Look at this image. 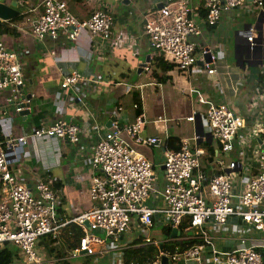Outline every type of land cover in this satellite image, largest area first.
Returning a JSON list of instances; mask_svg holds the SVG:
<instances>
[{"label": "crops", "instance_id": "1", "mask_svg": "<svg viewBox=\"0 0 264 264\" xmlns=\"http://www.w3.org/2000/svg\"><path fill=\"white\" fill-rule=\"evenodd\" d=\"M9 1L0 0V3ZM61 1L66 4L70 14L80 21L88 20L99 10L108 11L114 18L113 29L107 40L91 36L87 31L76 41L60 34L56 40L47 38L36 42L30 29L43 14L44 0H27L24 5L19 0V14L9 21L0 22L8 24L17 33L16 36L0 37L6 47L15 52L18 47L27 50L25 55H21L26 80L21 95L39 102L28 116L12 117L10 126L0 124V137H4L3 132L9 136H28L26 145L7 154L17 181L33 188L40 178H53L59 200L58 214L63 222L91 211L95 204L89 199L86 184L90 176V149L98 136L110 128L108 124L115 109L121 110L128 123L134 122L136 113L132 94L136 92L141 100V115L145 118L140 136L157 138L160 143L130 144L152 163L157 186L165 184L161 169L164 152L187 140L191 145L201 146L203 151L205 143L216 151L212 163L207 161L211 159L209 155L201 158V169L206 179L216 176L217 172L229 175L233 195L240 194L246 176L258 174V154L264 145V13L257 4L245 0L239 8L222 13L216 27L209 28L204 22L203 0H187L193 11V19L202 29L200 36L191 40L196 45L197 58L200 59L203 48H209L215 57L213 62H209L210 68L215 69L216 74L208 75L202 64H196L190 74L173 69L168 71L165 83H158L150 77L149 70L145 71L155 54L144 32V24L147 17L157 11L162 0ZM20 16L22 18L18 19ZM250 28L256 36L252 40L256 43L253 49L247 41ZM72 71L86 77L95 76L103 83L80 92L83 104L76 101L74 93L59 89L63 75ZM193 87L208 102L213 105L225 104L243 121L244 127L237 132L233 150L229 154H223L218 143L210 135L204 134L200 116L205 113L206 106L199 105L191 96L190 89ZM6 96V93L0 92V107L6 105ZM194 111H198L200 116L188 122L186 119ZM158 117L164 118L165 122H158ZM57 119L69 120L81 128L80 149L52 138L29 137L36 128L48 126ZM254 127L260 129L252 134ZM244 135L248 137L245 140L242 139ZM167 141L171 143L165 146ZM230 163L236 164L234 169H229ZM203 197L206 201L212 200L205 195L204 189ZM135 227L132 224L133 229L110 243L109 251L95 256L91 264H116L114 253L124 252L136 240ZM215 229L210 236L213 246L219 250L237 249L240 247L239 238L246 239L253 246H264V234L240 220L230 219L224 227ZM191 234H194L193 231ZM150 235L157 242L166 241L161 228H154ZM38 243L37 250L41 256L54 264L55 259ZM137 247L140 245L133 248ZM85 256H70L68 261L82 264L83 261L76 258Z\"/></svg>", "mask_w": 264, "mask_h": 264}, {"label": "built area", "instance_id": "2", "mask_svg": "<svg viewBox=\"0 0 264 264\" xmlns=\"http://www.w3.org/2000/svg\"><path fill=\"white\" fill-rule=\"evenodd\" d=\"M124 2L127 0H112ZM263 11L262 0H252ZM245 0H203L205 25L216 27L224 12L239 8ZM114 18L105 10H99L86 21L73 17L61 0H44V11L31 26L30 34L36 42L47 38L56 40L60 34L71 41L89 32L91 36L107 40L113 29ZM201 27L193 19V11L187 0H162L160 7L147 17L144 32L155 55L172 61L184 74H190L197 61L202 62L208 75H215V69L204 56L215 57L209 48L200 51L197 58L196 45L192 38L199 37ZM256 36L249 29L247 41ZM9 50L0 40V92L7 94L6 105L0 107V120L12 119L23 110H35L39 102L22 99L21 89L26 80L23 73L21 55L27 50L18 47ZM52 54H54L52 52ZM149 67L145 68L148 71ZM101 80L86 77L77 71L63 75L59 89L72 92L76 101L83 104L80 92L99 87ZM190 94L199 105L206 106L203 115L194 111L186 120L193 122L200 116L203 132L210 135L220 146L223 154L233 150V140L244 127L241 118L225 104L213 105L195 87ZM264 96V92H263ZM138 109V105H133ZM114 121L110 128L100 134L89 152V172L87 192L95 204L86 212L67 222L58 214V194L54 179L50 176L40 178L33 188L17 181L10 168L7 154L15 152L28 143V136L0 137V249L11 244L20 250L21 260L15 264H51L37 250V243L44 237L56 238L68 223L75 224L82 231L78 248L72 253L74 258L81 252L87 256H100L107 253L110 243L124 236L134 224L142 228L145 245L158 246L151 237L154 228L169 226L178 230L185 218L190 225L185 232L198 228L197 237L201 243L182 255L169 259L172 264H264V246H253L244 238H239L240 247L222 251L213 246L210 232L224 227L230 219L242 221L256 232L264 234V145L258 154V174L247 175L240 194L233 195L232 180L229 175L219 174L207 181L211 201L203 197L206 177L201 169L204 151L199 145H191L182 140L179 150L164 152L162 163L164 186L155 183L154 168L144 156L136 152L130 142L141 145H159L157 138H143L140 132L145 124L143 115H137L133 123H128L119 108L114 110ZM158 122H165L162 117ZM255 128V127H254ZM251 131L255 133L260 127ZM255 130V131H254ZM81 128L66 119H57L45 127L36 128L31 138H52L77 146L79 149ZM248 137H242L245 140ZM243 145L246 142H242ZM235 163L229 164L234 169ZM116 264H124V252L114 253Z\"/></svg>", "mask_w": 264, "mask_h": 264}, {"label": "trees", "instance_id": "3", "mask_svg": "<svg viewBox=\"0 0 264 264\" xmlns=\"http://www.w3.org/2000/svg\"><path fill=\"white\" fill-rule=\"evenodd\" d=\"M27 0H22V5H24ZM264 10V5H263ZM108 12V11H107ZM205 15V14H204ZM205 17V16H204ZM22 16L18 17L21 19ZM17 19V20H18ZM4 35L16 36V30L11 28L6 23H0V37ZM173 69H178L177 65L172 61L164 58L160 55H155L151 65H149L150 77L155 79L158 83H165L167 81L166 75L168 71ZM180 71V70H179ZM181 72V71H180ZM140 96L138 93L134 92L132 94V104H137L138 109H135L136 116L141 115L142 111L140 109ZM2 137V136H1ZM171 143V141H167ZM204 156L208 155L211 159L207 160L212 163L215 159L216 151L209 146L207 143L204 144ZM172 150H179V145L172 147ZM204 158V157H203ZM217 172L216 175H219ZM204 183L205 195H208L207 181ZM210 201V200H209ZM71 220V219H70ZM190 225V219L185 218L181 225L178 227L179 235L176 238H171L172 229L169 226H164L161 231L164 235L165 242L162 243V251H160L159 246L145 245L143 241L142 228H138L136 231V240L129 244V248L124 250V264H157L161 256H167L170 260L175 255H182L188 250L192 249L194 246L198 245L200 240L190 231L185 232L186 228ZM82 236V231L78 226L72 223H68L65 228L62 229L60 234L56 238L46 237L39 241L40 247L44 248L45 251L55 259L54 264H72L68 261V258L72 253L78 248L80 238ZM136 245L140 247L133 248ZM263 261H264V254ZM95 256H85L82 264H91ZM21 260L20 250L11 245L4 244L0 249V264H15ZM175 264V263H174ZM179 264V263H178Z\"/></svg>", "mask_w": 264, "mask_h": 264}, {"label": "water", "instance_id": "4", "mask_svg": "<svg viewBox=\"0 0 264 264\" xmlns=\"http://www.w3.org/2000/svg\"><path fill=\"white\" fill-rule=\"evenodd\" d=\"M18 2L19 0H10L8 3H0V22L2 21H9L11 19H13L14 17H16L19 12H18ZM205 58V61L206 62H210V55H205L204 56ZM197 64H202V62H197ZM25 97L23 96L22 99H24ZM27 99H31L30 96L27 97ZM29 111L28 110H23L22 112H20L18 115L20 117H26L29 115ZM114 121L113 118L110 119V122L108 124V126ZM10 123H11V120L10 119H2L0 120V124L2 126L4 125H9L10 126ZM3 135H6L4 132H3ZM163 170V167L161 168ZM200 230L198 228H194L193 229V233L196 234V235H200ZM179 235V232L178 230H175L173 229L172 230V234H171V238H176L177 236ZM159 249L160 251H162V244L159 245ZM81 256H84L86 255L85 252H81L80 253ZM157 264H172L170 261H169V258L167 256H161L160 260L158 261Z\"/></svg>", "mask_w": 264, "mask_h": 264}, {"label": "rangeland", "instance_id": "5", "mask_svg": "<svg viewBox=\"0 0 264 264\" xmlns=\"http://www.w3.org/2000/svg\"><path fill=\"white\" fill-rule=\"evenodd\" d=\"M127 109H129V106L127 107ZM76 259H79L80 261H84V258H76Z\"/></svg>", "mask_w": 264, "mask_h": 264}]
</instances>
